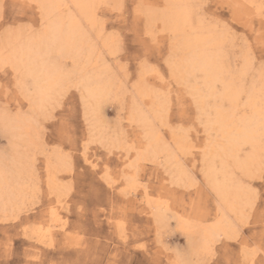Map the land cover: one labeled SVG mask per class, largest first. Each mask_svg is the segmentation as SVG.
Returning a JSON list of instances; mask_svg holds the SVG:
<instances>
[{
  "label": "rangeland",
  "instance_id": "rangeland-1",
  "mask_svg": "<svg viewBox=\"0 0 264 264\" xmlns=\"http://www.w3.org/2000/svg\"><path fill=\"white\" fill-rule=\"evenodd\" d=\"M98 1L95 2V8L100 7L96 8L97 10L94 8L95 22L88 23L83 15L80 16L77 13L75 6H72L69 0H63L67 3H63L60 10H62V14H74L76 20L78 19L77 23L81 31L85 33L86 40L89 41V44L87 42L85 45L84 54L91 55V58L88 59L89 63L87 62V64L84 63L86 62L84 57L78 64L68 57L61 60L65 72L70 74L69 83H71L70 85L68 83L63 89L66 94L63 92L60 96L58 95L59 98H55V100H59V103L54 108L50 103L48 105L50 107L47 106L48 108L41 110L42 112L32 113L34 112L32 103L31 105L21 103V100L30 99V97H26L33 91L31 80L23 78L20 72L8 64H6L7 68L0 66V91L8 94L6 98L0 99V161L4 163L0 162V172L2 171V175L9 179L12 186L17 184L15 182H22L21 186L20 184L14 186V194H18H15L16 201H14L15 204L12 203L14 204L13 208L7 207L8 210L5 211L0 204V264H179V262L183 264L180 258L188 256L190 244H188L187 235L181 230V225L184 222L210 225L217 220L219 198L204 175L205 163L203 164V162H205L208 142H212L213 139L215 141L218 135L216 132L214 135L213 131L205 129V113L202 114L200 106L199 113L197 112L194 96L190 91V86L196 85L194 82L198 85L202 84L203 75L197 73L198 75L189 77L187 82L182 81L183 84L180 79L173 76L170 72L173 60L170 58L178 59L179 56L176 38L165 26H162L161 20L150 21L148 19L150 13L161 14L165 9V3L163 0H105L106 3L103 0ZM115 1L117 2L115 3ZM120 1L121 3H119ZM191 2L194 5L208 2L214 5L212 11L207 14L208 18L203 22L197 20L199 22L195 25L202 23L211 31L217 32L220 37L222 36V47L226 53L228 52V61L232 62L230 65L232 68L234 67V70H239L247 58L251 65L249 73L245 76L246 78L244 77L247 82L243 79V84L247 87L253 83L263 84L262 75L259 76L257 73L261 74L260 60L264 55V50L260 48L258 42L264 0H188L191 11L195 10L196 13L197 10ZM0 4V50L4 49L1 46L5 42L14 40L16 37H21V40L25 41L27 33V38H29L43 30L42 9L33 7L34 4H39L36 0H0ZM109 5L111 6L109 7ZM217 5L218 7H216ZM153 6L154 8H152ZM195 13H192V16ZM96 21L99 22L96 23ZM41 26L43 27L41 28ZM33 31L35 33H32ZM143 34H146L145 39L157 41L154 55L144 65L141 64L134 51L140 47L137 41ZM7 38L8 40H6ZM54 57L57 56L54 54ZM235 57L236 60H234ZM83 59L84 62H82ZM83 65L84 70L81 71ZM86 65L88 66L86 67ZM78 68H80V72ZM84 73H96L103 78H108L110 87L113 88L108 92L107 98L102 100V113L97 115L98 117L92 114L89 105H86L90 102H86V94L81 89L79 81ZM199 81H201L200 84ZM19 82L20 84L25 82L26 88ZM73 85L74 88H72ZM68 86H71L70 90ZM139 87L145 89L141 95L137 93ZM218 87L220 88V85ZM22 88H24V92H22ZM156 95L161 100L158 103L157 101L153 103V96ZM18 96L20 99L17 98ZM81 97L84 98V102ZM164 101H166L165 111L160 108L161 112H159L162 116L157 113L160 117H153L154 109ZM208 101L210 110L213 109L211 107H214L212 105H218L214 99H208ZM135 107L144 112L148 116L147 121L151 120L152 123H148V126L136 123L137 120L133 119L132 113L136 109ZM29 108L32 111H29ZM48 109L53 116H58L60 119H63L66 113L70 114L72 121L70 137L60 133L55 120H47L40 128H36L37 118L43 116ZM184 110L191 111L190 119L187 117L182 119L178 116V111ZM20 114L32 121L34 130L32 128L29 130L30 135L27 131L29 136L26 132L25 138L23 136V138L15 139L12 133L3 129L5 128L3 124H14V119L22 117ZM201 117L204 127L201 126ZM3 118L4 120H2ZM97 118L101 121L98 122ZM1 120L5 122L3 123ZM193 120L196 123H192ZM88 122L90 123L88 124ZM150 129L152 132L154 130L156 133L160 132L159 143L162 141V144H166L167 146L164 147L160 143L162 148H167V150L164 149L166 151L159 153L156 158L154 157L155 159H151L152 157L146 160L139 159L138 153H141L147 144V139L145 140L143 136H148V133L151 132ZM102 136L107 140L101 138ZM110 138L115 141L113 142ZM29 139L31 144L37 142L36 145H32V148L31 144H28ZM177 140L180 142H176ZM116 141L117 145H115ZM41 144L44 145V148ZM189 144L190 146H188ZM26 145L30 150L28 148H26L28 151L24 150ZM178 146H181L182 149ZM172 151L175 158L172 157ZM23 157V161L27 157H30V160L27 158L28 161L25 163L21 161L22 164L20 159L22 160ZM12 158L15 159L12 160ZM170 158L172 160H169ZM149 160L150 162H148ZM173 160L175 161L172 162ZM17 161L25 168L20 166ZM170 161L172 164H169ZM28 163L30 164L27 168ZM137 163L139 164L137 165ZM63 164L64 166H62ZM181 164L183 169H181ZM219 164L220 162L217 161L218 168L221 166ZM49 165L52 166L50 167L51 172L48 171ZM166 165L171 169L166 168ZM128 166L132 171H128L130 170ZM26 168L33 170L32 173ZM124 168L126 169L124 170ZM176 169L181 170L180 172L184 170V176H181L185 177L184 179L179 181L176 178L181 174L175 172ZM257 169L255 167L250 176L246 175L248 178L239 170H235V177L239 178L249 192L247 195L248 205L245 206L246 208L243 207L241 213H226V217L229 216L227 219L231 229L213 244L209 253L200 254L199 257L190 255L191 264H260V261L264 259V181L258 178L260 168ZM16 171L19 172L17 173L19 177L16 175ZM24 172L29 175H23ZM20 176L26 177L25 180ZM253 176L257 178L253 179ZM126 177H129L128 180ZM172 177L174 181L171 180ZM132 178L137 180L133 188L128 183ZM51 181L52 183H50ZM53 186L55 187L53 188ZM15 187H20L19 191ZM145 189L148 196L143 194ZM147 200L152 202V208H147ZM157 202L164 214L162 222L157 221L158 218L154 214ZM250 205L253 207H249ZM56 216H59L61 220L58 221ZM50 223L53 226L52 231L55 237L50 241L49 239H40L44 229Z\"/></svg>",
  "mask_w": 264,
  "mask_h": 264
},
{
  "label": "bare ground",
  "instance_id": "bare-ground-1",
  "mask_svg": "<svg viewBox=\"0 0 264 264\" xmlns=\"http://www.w3.org/2000/svg\"><path fill=\"white\" fill-rule=\"evenodd\" d=\"M20 1V0H19ZM29 1V0H28ZM41 9H42V14H43V22H44V28L42 31H40L38 34L31 36L29 38L28 37V33H27V37L25 39V41L21 40L22 38H18L16 37V39L11 40L9 42H5L3 46H1L4 49L0 50V64H8L10 66H12L16 71L20 72L22 74L23 78H28L31 80V84H32V88L33 91H31V95H27V97L24 95V97L28 98L30 97L31 101H32V106H33V111L32 113H35V111H41L44 110L51 102L49 100V97H51L52 100H55V98H59L58 95L60 96L61 93H65V91L63 90L66 85L69 83L70 81V74H68V72L66 73L64 70V66L62 64V59L63 58H72V61H75L76 64L80 63V59L82 57H84V59L82 62L86 63L89 61L88 59L91 58V55H85L84 54V49H85V45L89 44V41L86 40L85 38V33H83L79 27V24L77 23L78 19L76 20L75 15L74 14H69V15H64L62 14V10L61 7H63V3H67V2H63V0H36ZM72 3V6L74 5L77 13H79L80 16H84L85 19L89 22H95V14H94V8H95V2H97L98 0H69ZM100 1V0H99ZM98 1V2H99ZM105 2V0H103ZM16 2V1H15ZM103 2V3H104ZM111 2V1H110ZM117 1H115L116 3ZM160 2V1H159ZM163 2L165 3V9L162 11L161 9V14H157L155 13H150L148 15V19L150 21L152 20H161L162 22V26L166 27V29L169 30V32H171V35L173 34L174 38H176V42L177 44V50L179 51V56L178 59H174V58H170L173 61H171V65L169 63V65L171 66V71L173 76H175L176 78L181 80L183 82H187L189 80V77H193L195 76L197 73H201L203 75V80L201 85H198V83H195L196 85L190 86L191 88V94L194 96L193 98H195L196 101H199V106H200V111L203 113H205L206 116V130L208 131H213L216 132V135H218V137L215 138V141L213 139L212 142H208L209 146H208V151L206 149V157L205 158V162H203L204 164V175L206 177V179L208 180V182L210 183V185L212 186L213 190L216 192L218 198H219V208H218V215H217V220H215L216 222H214L213 224L210 225H201V224H191L188 222H184L181 225V230L183 232H185V234L187 235L188 241L190 244V253L188 254V256H182L180 258V261L183 262V264H191V259H189L190 255L193 256H198L200 254H205L206 252L209 253V251L212 249L213 244L219 240L220 237H222V235H226L228 233V231L231 229V225L230 222L228 221V217L227 216V212H240L241 210H243V207L246 208L245 206L248 205V200L249 198L247 197V195H249V192L247 190V188L244 187L243 183L239 180V178L235 177V170H239L240 172H242V174H244L245 176H250L253 172V169L256 167H259V161H258V157L256 160V164L254 167H250V166H245L243 168L240 167L236 157H235V141L237 139V134L242 132L243 129V123H244V117H245V113L243 112V107L242 105H237L235 103V100L238 99V94L240 91H247L252 93V97H253V103H255L256 101H258L260 99L261 96V92L262 90H264V83L257 85L256 83L251 84L249 87H247L245 84H243V79L244 81H246V75L249 73L250 70V62H248L247 58L244 62V65L241 66V68L239 70H234L229 61H228V56L227 53L224 51L223 47H222V42L223 39L217 34V32H213L211 31V29L205 27V25H203L202 23H200L199 25H194L192 22V13H195V10H193L194 12L191 11V7H189L188 5V0H163ZM193 2V1H192ZM191 2V4H193ZM233 2V1H232ZM33 3V2H32ZM106 3V2H105ZM112 3V2H111ZM121 3V1L119 2ZM141 3V2H140ZM157 3V1H156ZM26 4V3H25ZM110 4V3H108ZM113 4V3H112ZM142 4V3H141ZM158 4V3H157ZM190 4V3H189ZM24 5V3H23ZM28 5V4H27ZM103 5V4H102ZM194 5V4H193ZM1 6V4H0ZM105 6V5H103ZM155 6V5H154ZM154 6L152 8H154ZM157 6V5H156ZM160 6V5H158ZM39 7V8H40ZM67 7V6H66ZM100 6H98L99 8ZM102 7V6H101ZM118 7V5H117ZM122 7V6H121ZM143 7V5H142ZM141 7V8H142ZM69 8V6H68ZM97 8V7H96ZM95 8V9H96ZM97 8V9H98ZM145 8V7H144ZM96 9V10H97ZM159 9V8H158ZM238 9V8H237ZM144 10V9H143ZM150 10V8H149ZM151 11V10H150ZM154 11V10H153ZM260 11V10H259ZM39 12V11H38ZM67 12V11H66ZM148 12V11H146ZM152 12V11H151ZM196 14V13H195ZM97 16V14H96ZM84 20V18H82ZM81 20V21H83ZM85 20V21H86ZM84 21V23H85ZM149 21V22H150ZM80 22V21H79ZM99 21H96V23ZM199 21H197L196 23H198ZM83 23V22H82ZM154 23V22H153ZM152 23V24H153ZM159 23V22H157ZM206 23V22H205ZM81 24V23H80ZM91 24V23H90ZM41 25V24H40ZM84 25V24H83ZM89 25V24H88ZM93 25V24H92ZM154 25V24H153ZM91 26V25H90ZM97 26V25H96ZM155 26V25H154ZM43 26H41L42 28ZM211 28V27H210ZM216 28V27H215ZM83 30V29H82ZM9 31V30H8ZM161 31V30H160ZM163 31V30H162ZM167 31V30H166ZM30 32V31H29ZM86 32V31H85ZM100 32V31H99ZM168 32V31H167ZM166 32V33H167ZM32 33H35L34 31ZM163 33V32H162ZM165 33V30H164ZM14 34V33H13ZM102 34V33H101ZM6 35V34H5ZM11 35V34H10ZM9 35V36H10ZM88 35V34H87ZM164 35V34H163ZM7 36V35H6ZM13 36V35H12ZM25 36V35H24ZM99 37V36H98ZM224 38V35H223ZM3 40V39H2ZM8 40V38L6 39ZM106 41V40H105ZM229 41V40H228ZM231 41V40H230ZM1 42V41H0ZM107 44V43H106ZM109 44V43H108ZM230 44V42H229ZM172 45V44H171ZM176 45V44H175ZM226 45V44H225ZM111 46V45H110ZM95 48V46H93ZM174 47V46H173ZM172 47V48H173ZM232 47V46H231ZM175 48V47H174ZM226 48V46H225ZM227 48H228V44H227ZM9 49V50H8ZM176 49V48H175ZM233 49V48H232ZM90 51H94V50H90ZM111 51V50H110ZM87 52V51H86ZM96 53V52H95ZM177 53V52H176ZM54 54L57 57H54ZM100 54V53H98ZM175 54V53H174ZM101 55V54H100ZM229 55V54H228ZM231 55V54H230ZM99 56V55H98ZM176 56V55H175ZM234 56V55H233ZM97 57V56H96ZM100 57V56H99ZM177 57V56H176ZM231 57V56H230ZM249 57V56H248ZM58 58V60H57ZM102 58V57H101ZM100 58V59H101ZM233 58V57H232ZM69 59V60H70ZM96 59V58H95ZM230 59V58H229ZM249 59V58H248ZM79 60V62H78ZM231 60V59H230ZM236 60V57L235 59ZM71 61V60H70ZM94 61V60H93ZM92 61V62H93ZM233 61V60H232ZM96 62V61H95ZM89 63V62H88ZM101 63V62H99ZM253 63V62H252ZM74 64V63H73ZM98 64V63H97ZM81 65V64H80ZM85 65V64H84ZM84 65L81 71L84 70ZM95 65V64H94ZM253 65V64H252ZM9 66V67H10ZM82 66V65H81ZM88 65H86L87 67ZM98 66V65H97ZM96 66V67H97ZM78 67H80L78 65ZM95 67V68H96ZM253 68H255L254 66H252ZM75 68V67H74ZM72 68V69H74ZM251 68V69H253ZM80 68H78L79 71ZM89 69V68H88ZM66 70H68L66 68ZM91 70V68L89 69ZM93 70V69H92ZM99 71V70H98ZM1 72V71H0ZM76 72V70L74 71V73ZM80 72V71H79ZM96 72V71H94ZM105 72V71H104ZM251 72H254V70ZM14 73V72H13ZM71 73H73L71 71ZM97 73V72H96ZM87 74L84 73L83 75H81L80 78V85L82 86L81 89L84 90V93L86 94L85 96V100L87 98L86 102H90V104H86L89 105L92 114L94 115H100L102 107H101V103L102 100H105L104 98L107 96L108 92H110V90H112L113 88L110 87L111 84L110 82L106 79L100 76V74ZM101 73V72H99ZM103 73V70H102ZM153 73V72H152ZM256 73V72H255ZM17 74V73H16ZM77 74V73H76ZM107 74V73H106ZM259 76H261L260 73H257ZM18 75V74H17ZM198 75V74H197ZM254 75V74H253ZM256 75V74H255ZM106 76V75H104ZM201 76V75H199ZM251 76V75H250ZM16 77V76H15ZM75 77V76H73ZM108 77V76H107ZM172 77V76H171ZM174 77V78H175ZM245 77V78H244ZM248 77V76H247ZM262 77V76H261ZM255 78V77H254ZM253 78V79H254ZM257 78V77H256ZM255 78V79H256ZM77 79V78H76ZM79 79V77H78ZM77 79V80H78ZM177 79V81H179ZM196 79V77H195ZM252 79V80H253ZM264 79V77H262V80ZM18 80V79H17ZM176 80V79H175ZM193 80V79H192ZM261 80V79H260ZM259 80V81H260ZM76 81V80H75ZM197 81V79H196ZM199 81V84L200 82ZM21 82V81H20ZM19 82V84H20ZM191 82V81H190ZM193 82V81H192ZM247 82V81H246ZM251 82V81H250ZM25 82H23L20 85H24V87L26 88V84H24ZM71 83V82H70ZM69 83V85H70ZM252 83V82H251ZM75 84V83H74ZM183 84V83H182ZM185 84V83H184ZM19 85V86H20ZM186 85V84H185ZM220 85V88L218 87ZM76 86V85H75ZM23 87V86H21ZM69 87V86H68ZM20 88V87H19ZM18 88V89H19ZM74 88V85L73 87ZM77 88V87H76ZM112 88V89H111ZM137 88V87H136ZM24 92V88H22ZM66 90V89H65ZM78 90V89H77ZM26 91V90H25ZM27 91H30L29 89H27ZM80 91V90H79ZM21 92V91H20ZM67 92V91H66ZM81 92V91H80ZM113 92V91H112ZM111 92V93H112ZM142 92H145V89H143V87H139L137 90L138 94H142ZM28 93V92H27ZM30 93V92H29ZM114 93V92H113ZM112 93V94H113ZM23 94V93H22ZM66 94V93H65ZM82 95V93H80ZM111 94V95H112ZM63 95V94H62ZM84 95V94H83ZM110 95V94H109ZM110 95V96H111ZM23 96V95H22ZM114 96V95H113ZM64 97V95H63ZM83 97V96H82ZM81 97V99H82ZM144 97V96H143ZM107 98V97H106ZM217 98H220V103H218V105H212L214 107H211L213 109H209V104L207 103L208 99H214L215 101H217ZM29 99V98H28ZM61 99V97H60ZM84 99V98H83ZM82 99V100H83ZM134 99V98H133ZM224 99H229L230 101H233V103H231L230 108L231 110L225 109L223 107V103L222 101ZM83 100V102L85 101ZM89 100V101H88ZM109 100V99H108ZM161 99L156 95L153 96V103L155 101H157V103L160 101ZM194 100V99H193ZM59 101V100H58ZM133 101V100H132ZM214 101V102H215ZM85 102V103H86ZM135 102V101H134ZM210 102V101H208ZM59 103V102H58ZM214 104V103H213ZM157 105V104H156ZM211 105V104H210ZM50 107V106H48ZM47 107V108H48ZM53 107V106H52ZM51 107V108H52ZM137 107V106H136ZM135 107V108H136ZM159 107V108H158ZM88 108V107H87ZM158 108V109H157ZM157 108L154 109V114L152 115L153 117H157L160 115L159 112H161L162 108L165 111L166 108V101L161 102L160 106L157 105ZM85 109V107H84ZM139 109V108H138ZM160 109V110H159ZM50 109H48L49 111ZM142 110V109H141ZM32 111V109H31ZM90 111V110H89ZM133 111V109H132ZM163 111V112H164ZM42 112V111H41ZM90 112V113H91ZM150 112V111H148ZM27 113V112H26ZM30 113V112H29ZM133 113V119L137 120V122H139L140 124L142 123L144 126H148V123L151 122V120L148 122L147 117L144 112L137 110V108L132 112ZM147 113V112H146ZM159 113V115L157 114ZM25 114V113H24ZM28 114V113H27ZM89 114V113H88ZM149 114V113H148ZM33 115V114H32ZM31 115V117H32ZM103 115V114H101ZM18 116V115H17ZM20 116H22L20 114ZM34 116V115H33ZM90 116V115H89ZM97 116V117H98ZM162 116V115H160ZM159 116V117H160ZM203 116V115H202ZM1 117V116H0ZM6 117V116H5ZM11 117V116H10ZM30 117V118H31ZM42 117V116H41ZM158 117V118H159ZM204 117V116H203ZM9 118V116H8ZM7 118V119H8ZM17 118V117H16ZM37 118V117H36ZM14 119V118H13ZM93 119V118H92ZM98 119V118H97ZM105 119V118H104ZM132 119V118H131ZM156 119V118H155ZM4 120V118L2 119ZM1 120V121H2ZM10 120H12L10 118ZM8 120V121H10ZM32 120L33 117H32ZM36 120V119H35ZM87 120V119H86ZM91 120V119H90ZM100 119H98L99 122ZM134 120V121H135ZM88 121V120H87ZM101 121V120H100ZM3 123L5 121H2ZM103 122V121H102ZM105 122V121H104ZM14 124H6L4 123V130L6 129V131H9L10 133H12V135L16 138H25L26 135H24L27 131L29 132V130L32 128V121L29 118H26L24 116H22L21 118L18 119H14L13 121ZM90 122H88L89 124ZM97 123V121H96ZM138 123V124H139ZM152 123V122H151ZM92 124V123H91ZM90 124V125H91ZM141 124V125H142ZM93 125H95L93 123ZM98 125H100L98 123ZM105 125V124H104ZM142 125V126H143ZM116 126V125H115ZM141 126V128H142ZM150 126V124H149ZM93 127V126H92ZM96 127V126H95ZM93 127V128H95ZM102 127V126H100ZM105 127V126H104ZM153 127V126H152ZM37 128V127H36ZM144 129V128H142ZM152 129V128H151ZM150 129V130H151ZM154 129V128H153ZM156 129V128H155ZM34 130V129H33ZM101 131V129H99ZM98 130V133H99ZM116 130V129H115ZM32 131V130H31ZM37 131V130H36ZM91 131V129H90ZM106 131V130H105ZM28 132L26 133L28 135ZM38 132V131H37ZM94 133H96L93 130ZM114 132V130H113ZM112 132V133H113ZM207 132V131H206ZM205 132V133H206ZM31 132H29L30 135ZM34 133V132H32ZM91 133V132H90ZM93 133V134H94ZM102 133V132H101ZM100 133V134H101ZM105 133V132H104ZM107 133V132H106ZM116 133V132H115ZM160 133V132H159ZM159 133H156V131L154 130V132L148 133L147 135H144L143 138H145V140L147 139V144L146 146H144L143 151L139 154V159H148L150 157H152L151 159H153L154 157L156 158V156L161 153L162 151H166L167 148H162V145L165 147L164 144H162V141L160 142L162 145H160L159 143ZM212 133V134H213ZM119 134V133H118ZM146 134V133H145ZM28 135V136H29ZM96 135V134H95ZM108 135V133H107ZM115 135V134H114ZM215 135V133H214ZM98 136V135H97ZM100 136V135H99ZM106 136V135H103ZM101 138H104V137ZM121 136V135H120ZM147 136V137H145ZM162 136V135H161ZM211 136V135H210ZM32 137V136H31ZM95 137V136H93ZM92 137V138H93ZM110 137V135H109ZM106 137V138H109ZM118 137V136H117ZM163 137V136H162ZM176 137V136H175ZM27 138V137H26ZM29 138V137H28ZM27 138V139H28ZM38 138V137H37ZM112 138V135H111ZM110 138V139H111ZM180 137H178L179 139ZM186 138V137H185ZM208 138V137H207ZM211 138V137H209ZM242 138V137H241ZM14 139V138H13ZM36 139V138H35ZM40 139V138H39ZM96 139V138H95ZM99 139V138H98ZM105 139V138H104ZM113 139V138H112ZM111 139V140H112ZM116 139V138H115ZM164 140V138H161ZM176 139V138H175ZM187 139V138H186ZM217 139V140H216ZM23 142V139H21ZM32 140V139H31ZM101 140V139H100ZM107 139H105L106 141ZM119 140V139H118ZM180 140V139H179ZM182 140V137H181ZM24 141H26L24 139ZM28 141V140H27ZM30 141V139H29ZM28 144H31V141ZM37 141L39 142V140L37 139ZM41 141V140H40ZM92 141V140H91ZM113 141V140H112ZM115 141V140H114ZM113 141V142H114ZM166 141V140H164ZM163 141V142H164ZM21 142V141H20ZM33 142V140H32ZM42 142V141H41ZM101 142V141H100ZM98 142V143H100ZM104 142V141H103ZM122 142V141H121ZM124 142V141H123ZM122 142V143H123ZM176 142H180V141H176ZM183 142V141H182ZM25 143V142H24ZM37 143V142H36ZM36 143L34 142L33 144L36 145ZM40 143V142H39ZM110 143V142H107ZM125 143V142H124ZM165 143V142H164ZM167 143V142H166ZM189 143V142H188ZM31 144V148L32 145ZM106 144V143H103ZM111 144V143H110ZM117 141L116 144L117 145ZM176 144V143H175ZM183 144V143H182ZM181 144V145H182ZM187 144V143H186ZM207 144V143H206ZM205 144V145H206ZM25 145V144H24ZM39 145V144H38ZM124 145V144H123ZM122 145V146H123ZM178 145V144H176ZM13 146V145H12ZM30 146V145H29ZM42 146V144H41ZM106 146V145H105ZM167 146V145H166ZM190 146V144L188 145ZM16 147V146H15ZM20 147V146H19ZM44 148V145L42 146ZM181 148V146H178V148ZM184 147V144H183ZM187 147V146H186ZM25 151L30 150L29 147H24ZM28 148V150L26 149ZM42 148V149H43ZM114 148V147H113ZM118 148V147H117ZM122 148V147H121ZM132 149V147H130ZM166 149V150H164ZM171 149V148H170ZM182 149V148H181ZM185 149V148H184ZM17 150V149H16ZM21 150V149H20ZM34 150V149H33ZM40 150V148H39ZM46 150V149H44ZM169 150V149H168ZM186 150V149H185ZM15 151V150H14ZM38 151V150H37ZM139 152V150H137ZM170 151V150H169ZM168 151V152H169ZM32 152V150H31ZM36 152V151H35ZM41 152V151H40ZM45 152V151H44ZM185 152V151H184ZM205 152V151H204ZM14 153V152H11ZM25 153V152H24ZM27 153V152H26ZM29 153V152H28ZM38 153V152H37ZM42 153V152H41ZM60 153V152H59ZM18 154V153H17ZM58 154V153H57ZM168 154V153H167ZM170 154V153H169ZM172 156L174 157V153L172 151ZM11 155V154H9ZM26 155V154H25ZM33 155V153H32ZM37 155V154H36ZM136 155V154H135ZM149 155V157H148ZM24 156V155H23ZM31 156V153H30ZM64 156V155H63ZM62 156V157H63ZM161 156V155H159ZM158 156V157H159ZM166 156V155H165ZM205 156V155H203ZM18 157V155H17ZM33 157V156H32ZM157 157V159H158ZM162 157V156H161ZM177 157V156H176ZM5 158V157H4ZM21 158V157H20ZM28 158V157H27ZM28 161L30 160V157L28 158ZM60 158V157H59ZM154 158V159H155ZM164 158V157H163ZM166 158V157H165ZM175 158V157H174ZM173 158V159H174ZM203 158V159H204ZM208 158V159H206ZM15 159V158H14ZM12 158V160H14ZM34 159V158H33ZM51 159V158H49ZM126 159H128L126 157ZM136 159V158H135ZM156 159V160H157ZM161 159V158H160ZM202 159V161H203ZM24 160L20 159V162ZM57 160V159H56ZM63 160V159H62ZM65 160V159H64ZM129 160V159H128ZM165 160V159H164ZM168 160V159H166ZM165 160V161H166ZM169 160H172L171 158ZM9 161V160H8ZM25 161H23V163H25ZM34 162V160H31V162ZM49 161V160H48ZM54 161V160H52ZM67 161V160H66ZM125 161V160H124ZM135 161V160H134ZM137 161V159H136ZM153 162V160H151ZM160 161V160H159ZM175 160H173L172 162H174ZM177 161V160H176ZM179 161V160H178ZM217 161L220 162L219 166L220 168L217 167ZM2 163V161H0ZM15 162V161H14ZM20 162L17 161V163L19 164ZM68 162V161H67ZM133 162V161H132ZM143 162V161H142ZM150 162V160L148 161ZM151 162V163H152ZM155 162V161H154ZM172 162L170 161L169 164ZM180 162V161H179ZM6 163V162H5ZM22 163V162H21ZM20 163V166H22ZM22 163V164H23ZM59 163V162H58ZM61 163V162H60ZM65 163V162H64ZM69 163V162H68ZM67 163V164H68ZM126 163V162H125ZM128 163V162H127ZM131 163V162H130ZM136 163V162H133ZM132 163V164H133ZM147 163V162H146ZM166 163V162H165ZM4 164V163H2ZM8 164V163H7ZM12 164V163H11ZM30 163L24 164L27 165V168L29 166ZM139 163H137L138 165ZM177 164V163H176ZM32 165V164H31ZM69 165V164H68ZM136 165V164H135ZM4 166V165H3ZM10 166V165H8ZM13 166V165H12ZM17 166V165H16ZM18 166V167H20ZM34 166V165H33ZM59 166V165H58ZM64 166V164L62 165ZM67 166V165H66ZM130 166V164H129ZM128 166V167H129ZM132 166V165H131ZM142 166V165H141ZM171 166V165H169ZM182 166V164H181ZM180 166V167H181ZM24 167V166H22ZM49 168L52 167L51 165L48 166ZM56 167V166H54ZM68 167V166H67ZM127 167V166H126ZM173 167V166H172ZM175 167V165H174ZM178 167V166H177ZM15 168V167H14ZM21 168V167H20ZM25 168V167H24ZM26 168V169H27ZM33 168V167H30ZM57 168V167H56ZM130 170L128 171H132L131 167H129ZM134 168V167H133ZM137 168V167H136ZM140 168V167H138ZM166 168L167 165H166ZM170 168V167H169ZM168 168V169H169ZM176 168V167H175ZM4 169V168H3ZM9 169V168H8ZM12 169V168H11ZM25 169V170H26ZM34 169V168H33ZM55 169V168H53ZM61 169V168H60ZM126 168H124L125 170ZM135 169V168H134ZM142 169V168H141ZM139 169V171L141 170ZM171 169V168H170ZM181 169H183V166L181 167ZM1 170V169H0ZM14 170V169H13ZM17 170V169H16ZM21 170V169H20ZM23 170V169H22ZM24 170V171H25ZM29 170V169H27ZM26 170V171H27ZM51 168L48 170L49 172ZM138 170V169H137ZM143 170V169H142ZM141 170V171H142ZM179 170V169H178ZM177 169L175 170V172L178 171ZM259 170V168L257 169ZM8 171V170H7ZM30 173H32L31 170H29ZM172 171V170H171ZM174 171V168H173ZM2 172V171H1ZM0 172V204L2 205V208L6 211L7 207H12L15 204L14 201L16 195L18 193H15L14 190V186L17 184H20L18 182H15L17 184H14V186H12V184L10 185V182L8 181L9 179H6V176H3L2 173ZM6 172V171H5ZM54 172V170H53ZM62 172V171H61ZM124 172V171H122ZM136 172V171H135ZM146 172V171H145ZM186 172V171H185ZM16 171V175H18ZM23 173V171H22ZM21 173V174H22ZM25 173V172H24ZM29 173V172H28ZM58 173V172H57ZM131 173V172H130ZM169 173V171H168ZM166 173V174H168ZM181 174H176L178 175V177H176L177 179L182 180L184 179L183 177H181L184 173V170L182 172H180ZM258 173V172H257ZM10 174V173H9ZM13 174V173H12ZM20 174V175H21ZM59 174V173H58ZM171 174V173H170ZM5 175V174H4ZM15 175V176H16ZM25 176H28L29 174H23ZM33 175V174H31ZM49 175V174H48ZM130 175V174H129ZM134 175L138 176L137 174L134 173ZM139 175H141L139 173ZM122 176V175H121ZM175 176V175H174ZM184 176V175H183ZM244 176V177H245ZM246 176V177H247ZM12 177V176H11ZM19 177V175H18ZM30 177V176H29ZM28 177V178H29ZM134 177V176H133ZM139 177V176H138ZM137 177V178H138ZM188 177V176H187ZM16 178V177H15ZM20 178L22 179L23 176H20ZM19 178V179H20ZM26 178V177H25ZM25 178H23V180H25ZM31 178V177H30ZM33 178V177H32ZM53 178V176H52ZM129 177H126V179L128 180ZM248 178V177H247ZM17 179V178H16ZM123 179V178H122ZM125 179V181H126ZM140 180L143 178H139ZM11 180V179H10ZM29 180V179H27ZM35 180V179H34ZM48 180V179H47ZM52 180V179H51ZM171 180H173V177L171 178ZM187 180V179H186ZM191 180V179H190ZM12 181V180H11ZM30 181V180H29ZM53 181V180H52ZM52 181L50 183H52ZM55 181V180H54ZM124 181V182H125ZM137 181V180H136ZM135 180H133V178L131 180H129V186L131 188H133L136 185ZM174 181V180H173ZM176 181V179H175ZM185 181V180H184ZM13 182V181H12ZM57 182V180H56ZM141 182V181H139ZM172 182V181H171ZM178 182V181H177ZM25 183V182H24ZM27 183V182H26ZM34 183V182H33ZM126 183V182H125ZM182 183V182H181ZM186 183V182H185ZM28 184V183H27ZM35 184V183H34ZM173 184V183H172ZM179 184V183H177ZM184 184V183H183ZM33 185V184H32ZM52 185V184H51ZM54 185V183H53ZM19 186V185H18ZM21 186V184H20ZM37 186V185H36ZM139 186V185H137ZM179 186V185H178ZM181 186V185H180ZM32 187V186H31ZM52 187V186H51ZM55 186H53L54 188ZM16 188V187H15ZM20 188V187H19ZM19 188H16L17 190ZM28 188V187H26ZM25 188V191H26ZM36 188V187H33ZM32 188V190H33ZM139 188V187H138ZM24 190V188H23ZM30 190V189H29ZM57 190V189H56ZM19 191V190H18ZM51 191V190H50ZM125 191V190H124ZM136 191V190H135ZM38 192V191H37ZM131 192V191H130ZM133 193V192H132ZM145 193V196H148V193L146 191V189L143 191V194ZM14 194V195H12ZM131 194V193H130ZM20 195V194H19ZM18 195V196H19ZM28 195V194H27ZM34 195V194H33ZM63 195V193H62ZM133 195V194H132ZM143 196V195H142ZM21 197V196H19ZM25 197V196H24ZM247 197V198H246ZM136 198V196H135ZM149 198V197H147ZM248 199V200H247ZM19 200V199H18ZM22 200V199H21ZM133 200V199H132ZM20 201V200H19ZM23 201V200H22ZM21 201V202H22ZM144 201V200H143ZM158 201V199H157ZM131 202V200H130ZM252 202V201H251ZM14 203V204H12ZM143 203V202H142ZM137 204V202H136ZM146 204V203H145ZM18 205V204H17ZM134 205V204H132ZM150 206V207H148ZM152 202H150L149 200H147V208H152ZM23 207V206H22ZM21 207V208H22ZM154 207V206H153ZM248 207V206H247ZM251 207V205L249 206ZM253 207V206H252ZM251 207V208H252ZM11 208V209H12ZM1 209V208H0ZM2 209V211H3ZM17 209V208H16ZM155 216H157L158 220L162 222V220H164V214L162 212V209L160 208V204L159 202L155 203ZM8 210V209H7ZM21 210V209H20ZM1 211V212H2ZM13 211V209L11 210ZM10 212V211H9ZM152 212V210H151ZM13 213V212H11ZM150 214V213H149ZM153 214V213H152ZM11 215V214H10ZM4 216V215H3ZM12 217V215H11ZM58 217V221H60V217ZM52 218V216H51ZM228 218V219H227ZM56 220V219H55ZM48 223V222H47ZM158 223V222H157ZM121 224V223H120ZM43 227V226H42ZM40 228V227H39ZM44 228V227H43ZM27 229V228H26ZM53 226L48 225L43 233L38 236H40V239H49L52 240L55 237V234L52 231ZM40 230V229H38ZM36 232V231H35ZM123 233V231H122ZM37 234V233H36ZM35 234V235H36ZM48 241V240H47ZM54 244V243H52ZM51 245V243H50ZM203 254V255H204ZM199 257V256H198ZM201 257V256H200ZM176 258V257H175ZM199 259V258H198ZM178 260V259H177ZM194 261V259H193ZM197 261V260H196ZM200 261V260H199ZM195 263V262H194ZM252 263V262H251ZM180 264V262H179ZM200 264V263H199Z\"/></svg>",
  "mask_w": 264,
  "mask_h": 264
},
{
  "label": "snow or ice",
  "instance_id": "snow-or-ice-1",
  "mask_svg": "<svg viewBox=\"0 0 264 264\" xmlns=\"http://www.w3.org/2000/svg\"><path fill=\"white\" fill-rule=\"evenodd\" d=\"M110 6L111 5H109V7ZM33 7H40V5L34 4ZM193 7L197 10L196 14L191 18L193 24L195 25L197 20L203 22L208 18L207 14L212 11L214 5L211 2H208L199 3L194 5ZM216 7H218V5ZM260 23L261 32L258 34V42L260 48L264 50V10H262L261 12ZM145 35L146 34H143L141 36V39L137 41L140 47L134 50L137 58L140 59L142 65L147 64L151 57L154 55L155 46L157 44V41L155 39H145ZM240 38L243 39V37ZM0 66H3L4 68L8 67L6 64ZM260 72L262 77H264V55L261 56L260 60ZM70 87L71 86H69V90ZM7 95V93L0 91V99L6 98ZM17 98L20 99L19 96ZM193 99L197 106V112L199 113V101H196L195 98ZM49 100L53 108L57 106L58 100H52L51 97H49ZM217 102H221L220 98H217ZM21 103L31 105L32 101L31 99L21 100ZM222 103L225 109L231 110L230 105L231 103H233V101L224 99ZM235 103L237 105H242L243 112L245 113L242 132L237 134V139L235 141V157L241 168L245 166L254 167L258 157L260 168L258 178L261 181H264V90H262L261 92L260 99L255 103H253L252 93L247 91H240L238 94V99L235 100ZM29 111H31V108H29ZM178 116L182 119H184L185 117L190 119L191 111H178ZM200 119L201 126L204 127L205 125L202 122V117ZM47 120H55L59 127L60 133L66 137L71 136L72 121L70 114L66 113L64 115V118L60 119L58 116H53L51 111H45L42 117L37 118V128H40L41 125ZM191 122L196 123V121L194 120ZM252 178L255 179L257 177L253 176ZM260 264H264V259L260 261Z\"/></svg>",
  "mask_w": 264,
  "mask_h": 264
}]
</instances>
